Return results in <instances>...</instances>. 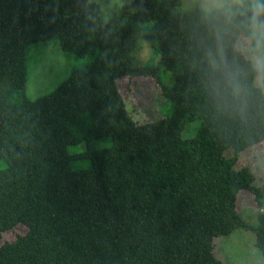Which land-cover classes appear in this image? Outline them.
<instances>
[{"label": "trees", "instance_id": "trees-1", "mask_svg": "<svg viewBox=\"0 0 264 264\" xmlns=\"http://www.w3.org/2000/svg\"><path fill=\"white\" fill-rule=\"evenodd\" d=\"M180 3L124 0L107 19L93 0H0V235L27 226L0 264H226L214 238L246 227L239 191L264 206V178L235 166L264 141V82L237 48L244 34ZM55 35L93 57L29 98L28 46ZM140 38L171 83L135 61ZM126 74L153 75L171 113L136 123L116 82ZM253 233L264 258V212Z\"/></svg>", "mask_w": 264, "mask_h": 264}, {"label": "rangeland", "instance_id": "rangeland-1", "mask_svg": "<svg viewBox=\"0 0 264 264\" xmlns=\"http://www.w3.org/2000/svg\"><path fill=\"white\" fill-rule=\"evenodd\" d=\"M97 2L103 16L114 18L124 0H93ZM180 9L189 10L200 8L202 0H180ZM143 24V23H142ZM240 35L238 40H243ZM134 48V58L137 63L149 61L161 71L163 80L168 84L171 78L168 71L162 69L159 55H154L153 48L138 39ZM238 48V43H237ZM242 52V51H241ZM243 53V52H242ZM246 57L245 53H243ZM93 54L79 55L75 52L63 50L58 35L47 41L31 43L27 51V81L26 93L29 98H36L51 91L55 85L68 76L72 69L86 65ZM258 82L260 78L257 76ZM118 89L123 96L128 114L136 123H142L160 118L171 113L170 103H164L165 96L161 86L151 74L121 75L116 79ZM191 127V126H190ZM183 134L188 135V129ZM103 142L98 141L101 145ZM231 150L226 155H231ZM236 169L251 168L255 176V184H261L264 178V141L252 148L244 149L237 162ZM236 210L245 221L246 227L237 228L230 235L214 238V253L226 264H264V258L257 250L254 240L253 227L256 216L264 212V206L259 207L250 190L242 189L237 195ZM27 231L25 224L19 223L12 229L0 235V245L5 241H12L17 235Z\"/></svg>", "mask_w": 264, "mask_h": 264}, {"label": "clouds", "instance_id": "clouds-1", "mask_svg": "<svg viewBox=\"0 0 264 264\" xmlns=\"http://www.w3.org/2000/svg\"><path fill=\"white\" fill-rule=\"evenodd\" d=\"M200 11L206 20L220 24L221 30L229 33L235 28L237 33L244 34L238 40V50L245 53L253 70L264 82V0H202ZM221 62L226 75L238 89L236 73L228 65L221 51ZM213 67H217L213 63Z\"/></svg>", "mask_w": 264, "mask_h": 264}]
</instances>
